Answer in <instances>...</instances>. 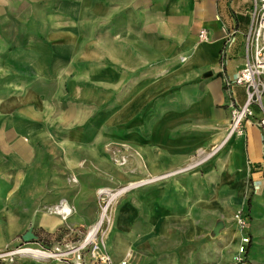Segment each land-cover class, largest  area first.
Segmentation results:
<instances>
[{
  "label": "crops",
  "instance_id": "obj_1",
  "mask_svg": "<svg viewBox=\"0 0 264 264\" xmlns=\"http://www.w3.org/2000/svg\"><path fill=\"white\" fill-rule=\"evenodd\" d=\"M253 6L254 0H0V252L30 230L38 239L63 232L61 241L69 230L96 224L91 164L110 163L101 147L106 134L96 131L111 130L115 97L131 179L171 174L200 149L220 145L233 107L246 101L244 87L230 93L224 83L244 67ZM83 26L91 48L103 50V74L87 76L90 89L68 78L85 109H50L48 84L62 76L65 50L79 48ZM202 30L207 39L199 38ZM71 35H78L74 45ZM96 105L107 115L102 127L89 122ZM255 113L259 118L257 107ZM254 120L200 168L121 197L107 239L115 264H234L244 238L250 263H264V134ZM48 130L78 132L56 134L64 152L49 154ZM62 203L65 218L49 211Z\"/></svg>",
  "mask_w": 264,
  "mask_h": 264
},
{
  "label": "built area",
  "instance_id": "obj_2",
  "mask_svg": "<svg viewBox=\"0 0 264 264\" xmlns=\"http://www.w3.org/2000/svg\"><path fill=\"white\" fill-rule=\"evenodd\" d=\"M199 38L202 40L207 39V32L202 30ZM224 85L230 93H232L235 87H244L246 89V101L242 106L233 107L226 137L220 145L200 149L190 158L184 167L171 174L139 178L118 190L101 189L98 192L99 217L96 224L85 233L69 230L67 238L58 242L57 246L53 249L38 245L37 248L43 252V256H39V258L54 259L60 262L66 261L69 264H115L108 250L107 239L114 224L115 204L119 198L138 188L157 183L172 175L200 168L216 157L228 140L233 137L243 136L245 133V123L253 119H255L254 122L264 134V0H254L250 27L246 35L244 67L234 79L225 80ZM256 107L261 114L259 118L255 116ZM122 150L124 148L120 149V153H122ZM118 163L120 166H125L127 157L121 155ZM71 181L73 183L77 182L75 178H72ZM54 208L55 210H53ZM62 208L63 203L50 208L49 211L53 214L62 215L65 218ZM70 213L72 214V210ZM235 219L239 228L245 229L247 227V220L242 211L236 213ZM73 235L75 238L68 240ZM249 242V238L243 239L242 245L234 258V264H251L246 257V248ZM21 250H24V248L2 252L0 253V260H6L15 255H33L24 253ZM127 263L125 260L120 264Z\"/></svg>",
  "mask_w": 264,
  "mask_h": 264
},
{
  "label": "rangeland",
  "instance_id": "obj_3",
  "mask_svg": "<svg viewBox=\"0 0 264 264\" xmlns=\"http://www.w3.org/2000/svg\"><path fill=\"white\" fill-rule=\"evenodd\" d=\"M49 25H55V19H49ZM84 27V33L82 36H84L83 39L80 40V46L77 49L73 50H65V54L60 60L63 62V69L61 71L62 76L58 78L57 81L51 80L48 84V101L50 109L55 108H61L62 110H69V108H77L83 107V105H80L79 95L77 96V88L73 87V84H70V88L67 86L68 78H71L73 81L79 80L80 83L83 84L84 87L90 89L88 86L87 76L88 75H97L102 76L103 74V50H93L91 46L89 45V42L87 40V27ZM72 36V35H71ZM78 35L72 36V38H69V43L73 44L75 43V39ZM72 58V62L68 64V59ZM55 70H58V67H55ZM115 70H119L118 67ZM75 83V82H74ZM75 85V84H74ZM79 85V84H77ZM99 87V86H96ZM72 89L75 90V94L71 93L69 90ZM84 91H88L86 89L81 90V95L85 97L86 99V93ZM102 92V90H99ZM64 92V93H63ZM63 93V99H61V95ZM98 93V91H97ZM57 96V97H56ZM97 103L100 101L97 94ZM118 97H115L113 99V105H112V128L110 131H96L97 134L101 132H105L106 141L101 145L103 152L105 154V157L110 161L109 165L106 163L107 167H101V164L93 163L91 164V169L94 171V177L93 180L94 184L97 187V193H96V205L99 210L98 206V192L101 189H112V190H118L122 188L123 186L127 185L130 182L136 181L138 179H131L129 171L126 169V166H120L118 163L119 157L121 155L125 154V150H122V153H120V149L123 148V146L120 143V129H119V106H118ZM89 105V104H88ZM91 106V105H89ZM86 107L87 110L92 111L91 107ZM96 113L94 115H90L91 118L89 119L90 123H96V126L102 127L103 122L105 121V118H107V115L103 114V110H99L98 105H96ZM50 120H54V114L50 115ZM68 132V133H67ZM74 132H78L75 130L72 131H55V130H48V136L50 138V141L52 143L48 144L47 151L49 154H56V153H62L64 150H61L60 147H58L55 143L53 138H55L58 134V136L62 137L61 133L64 137H70L71 134ZM83 133V129L80 131V134ZM88 133V131H87ZM88 136V135H87ZM129 161H127L126 164H128ZM72 179V178H71ZM123 197V196H122ZM120 199L115 204V214L117 211L118 204L120 202ZM54 207V206H52ZM50 207V208H52ZM49 208V209H50ZM115 214H114V221H115ZM114 225V224H113ZM93 227V226H92ZM91 227V228H92ZM90 228V229H91ZM88 229V230H90ZM80 230V229H79ZM85 229H81V233H85L86 231H83ZM68 232V231H67ZM23 240V239H22ZM70 240V238L68 239ZM77 240V239H76ZM45 242L47 243L46 246L50 249H53L60 240L58 238H45ZM40 245L39 243L33 242V243H25L24 241H21L18 245L12 247V249H6L5 251H14L21 248H25L26 246H35L38 247ZM0 252V253H2ZM46 260L53 261V262H60L54 259H41L37 256L33 255H15L12 256V258H8L6 260H0V264H46Z\"/></svg>",
  "mask_w": 264,
  "mask_h": 264
},
{
  "label": "bare ground",
  "instance_id": "obj_4",
  "mask_svg": "<svg viewBox=\"0 0 264 264\" xmlns=\"http://www.w3.org/2000/svg\"><path fill=\"white\" fill-rule=\"evenodd\" d=\"M62 209L64 210V206ZM53 210H55V208ZM64 216L66 217V213H64ZM21 251H23L24 253L33 254L34 256H37V257L43 256V252L41 250H39L38 248L30 247V246H26L24 250H21Z\"/></svg>",
  "mask_w": 264,
  "mask_h": 264
},
{
  "label": "water",
  "instance_id": "obj_5",
  "mask_svg": "<svg viewBox=\"0 0 264 264\" xmlns=\"http://www.w3.org/2000/svg\"><path fill=\"white\" fill-rule=\"evenodd\" d=\"M221 227V225L218 226V228ZM217 232V231H216ZM37 237L33 234V232L30 230L23 236V241L25 243H33L34 241H37Z\"/></svg>",
  "mask_w": 264,
  "mask_h": 264
},
{
  "label": "trees",
  "instance_id": "obj_6",
  "mask_svg": "<svg viewBox=\"0 0 264 264\" xmlns=\"http://www.w3.org/2000/svg\"><path fill=\"white\" fill-rule=\"evenodd\" d=\"M58 234V233H57ZM63 235H64V233L63 232H60L57 236H54L55 238H58V240H60L62 237H63ZM48 237H51V236H45V238H48ZM45 238H39V239H37V241H34V242H37V243H39L41 246H44V247H46V248H48L47 246H46V242H45Z\"/></svg>",
  "mask_w": 264,
  "mask_h": 264
}]
</instances>
